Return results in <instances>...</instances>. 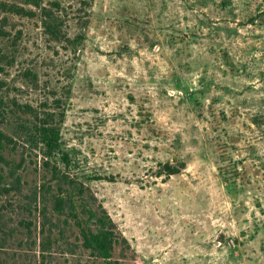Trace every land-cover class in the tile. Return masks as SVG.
<instances>
[{
	"label": "rangeland",
	"instance_id": "obj_1",
	"mask_svg": "<svg viewBox=\"0 0 264 264\" xmlns=\"http://www.w3.org/2000/svg\"><path fill=\"white\" fill-rule=\"evenodd\" d=\"M48 1L60 42L0 10V99L60 101L71 172L117 225L114 259L264 264V2ZM0 154V264H99L55 210L40 150ZM167 163L186 166L159 176Z\"/></svg>",
	"mask_w": 264,
	"mask_h": 264
},
{
	"label": "trees",
	"instance_id": "obj_2",
	"mask_svg": "<svg viewBox=\"0 0 264 264\" xmlns=\"http://www.w3.org/2000/svg\"><path fill=\"white\" fill-rule=\"evenodd\" d=\"M22 1L28 7L0 2V10L21 17L39 16L45 33L52 41L60 42L63 39L61 21L54 10L59 11L61 5L48 1V7L44 0ZM6 21V17L0 20V38L7 34ZM27 76L33 77V74L28 72ZM64 119L65 112L59 100L33 107L0 99V153L7 149L16 151L18 148L40 150L41 169L49 171L56 184L55 210L59 215H68L67 218L78 228L83 247L90 251L99 264H120L114 259L115 250L120 244L115 221L102 205L96 206L91 187L71 172L69 155L63 152L61 127ZM185 166V163L179 166L169 163L160 165L159 176L177 175ZM226 182L230 184L227 178Z\"/></svg>",
	"mask_w": 264,
	"mask_h": 264
}]
</instances>
